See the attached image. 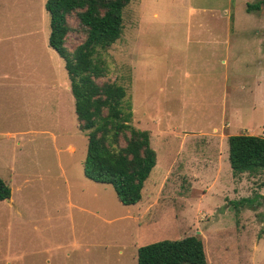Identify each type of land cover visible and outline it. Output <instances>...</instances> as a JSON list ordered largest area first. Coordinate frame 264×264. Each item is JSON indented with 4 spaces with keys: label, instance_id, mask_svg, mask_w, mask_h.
<instances>
[{
    "label": "rangeland",
    "instance_id": "1",
    "mask_svg": "<svg viewBox=\"0 0 264 264\" xmlns=\"http://www.w3.org/2000/svg\"><path fill=\"white\" fill-rule=\"evenodd\" d=\"M257 1L123 9V33L99 57L157 158L126 205L83 173L87 137L45 0H0V264H137L139 246L190 235L208 264H264V171L234 174L227 141L264 137V5L246 8Z\"/></svg>",
    "mask_w": 264,
    "mask_h": 264
},
{
    "label": "trees",
    "instance_id": "2",
    "mask_svg": "<svg viewBox=\"0 0 264 264\" xmlns=\"http://www.w3.org/2000/svg\"><path fill=\"white\" fill-rule=\"evenodd\" d=\"M130 0H45L49 15L48 44L64 59L74 98L78 127L87 137L84 175L110 184L126 205L141 199L142 188L156 165L150 134L132 124L127 88L107 76L100 50L123 33V9ZM264 0L247 4L260 10ZM78 40L70 42V35ZM228 160L234 174L264 171V137L229 135ZM10 187L0 177V200ZM137 264H208L198 235L162 239L137 249Z\"/></svg>",
    "mask_w": 264,
    "mask_h": 264
}]
</instances>
